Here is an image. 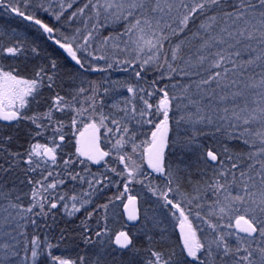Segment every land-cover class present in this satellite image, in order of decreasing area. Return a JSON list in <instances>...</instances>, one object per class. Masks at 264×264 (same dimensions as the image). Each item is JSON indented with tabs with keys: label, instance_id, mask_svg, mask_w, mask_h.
<instances>
[{
	"label": "snow or ice",
	"instance_id": "snow-or-ice-1",
	"mask_svg": "<svg viewBox=\"0 0 264 264\" xmlns=\"http://www.w3.org/2000/svg\"><path fill=\"white\" fill-rule=\"evenodd\" d=\"M0 264H264V0H0Z\"/></svg>",
	"mask_w": 264,
	"mask_h": 264
},
{
	"label": "trees",
	"instance_id": "trees-1",
	"mask_svg": "<svg viewBox=\"0 0 264 264\" xmlns=\"http://www.w3.org/2000/svg\"><path fill=\"white\" fill-rule=\"evenodd\" d=\"M57 254H59V253H57Z\"/></svg>",
	"mask_w": 264,
	"mask_h": 264
}]
</instances>
